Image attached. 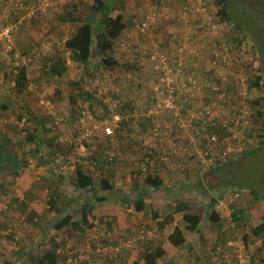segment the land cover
<instances>
[{
	"label": "rangeland",
	"instance_id": "obj_1",
	"mask_svg": "<svg viewBox=\"0 0 264 264\" xmlns=\"http://www.w3.org/2000/svg\"><path fill=\"white\" fill-rule=\"evenodd\" d=\"M94 1L48 0L43 4L42 0H24L27 9L32 6L41 8L30 20H23L24 26L21 25L20 31L14 35L19 43L17 50L26 58L27 55L32 57L27 64L28 82L24 91L19 93L17 87H9V80L6 78L3 80L4 75L0 69V133H9L11 138L14 137V133H18L22 140L24 131L21 129V123L17 131L11 128V124L17 123L20 119L18 118L19 113H25L27 109V113L33 112V118L39 116L43 117L41 119L43 120L51 116L56 120V126L54 120L46 123L47 127L51 125L55 130L54 133H48L46 136L53 138L59 134L60 138L56 141L58 144L54 141V145L60 146L61 149L55 153L57 155L53 158V162L46 165H40L38 158L29 155V166L19 178L12 179L7 175L8 173L3 174L4 176L0 175V264L4 259L14 260L10 264H34L31 256L36 258L45 252L41 246L48 238H54L58 243H61L60 254L65 258L64 264H91L95 258L100 264L101 262L116 264L120 261L130 264L133 261L134 252L136 257L140 255L135 260L139 264L142 261L143 253L149 248L157 247L158 241H162V246L170 245L168 233L163 235L162 231H157L159 220L144 215L138 218L136 212L130 210L133 205L132 202H129V198L137 197V193L134 191L135 182H142L145 172L148 171L143 167L146 166L148 169V164L143 162L139 166L140 170L136 167L135 162L140 161V157L133 161L128 160L129 156L121 158L125 148H128L126 140L128 139L131 146L138 150V155L141 152L140 156L144 158H150L153 155V161L160 159V155L161 161L164 157H167V160L170 159L171 162L177 157L182 161L186 158V166L183 169L187 168L188 170L184 169L178 173L183 177L181 183L191 180L194 182L195 180L196 175H187L191 170L189 164L192 162L186 157L191 154L187 138L190 134L194 135L192 127L194 119L192 120L193 116H191L194 114V109L185 108L176 116V112L164 107L163 101L167 85L160 82L159 74L154 72L157 70L154 67L156 68L160 60H152V56H156L162 51L170 53V56L173 57L170 58L171 61L179 60L182 65L188 67L197 61L194 60V55L209 58L214 54L221 55L223 53V56H226L225 63L222 58L214 57L208 61V64L205 63L206 67L225 70L223 77H226V80L221 78V82L225 85L229 82L227 87L224 86V89L231 87L229 99H235L236 104L241 102L246 105L245 109L248 113L246 124L244 122L240 130L239 128L235 129L234 137L231 138L232 141L227 146L233 148L237 144V148H240V141H245L244 137L254 138L256 133H264V85L256 88H251L249 85L250 81L258 75L262 76L264 83V0H227L232 21L221 19L216 0H102L112 7V17H116L120 13L123 14L127 28L120 37L121 39L119 38L116 42L115 51L112 52V56L119 59V64L113 70H107L102 63H93L87 75L81 67L75 66L70 60L69 52L65 51L64 42L72 35L82 20L93 15L96 16ZM152 13L154 25L151 26L152 22L150 21L148 27L144 29L140 27V23ZM25 14L26 9L21 12L22 16ZM96 18L100 17L96 16ZM94 44L98 45L96 34ZM0 55L8 57L6 64L13 60L10 53L4 52L1 46ZM53 57H63L68 61L69 70L63 77L44 72V65L48 64ZM199 65L203 66L201 62L197 66ZM224 65L227 66L224 67ZM3 87L4 89H2ZM86 91L112 103L119 98L118 95H121L122 98L129 96V99L135 103L136 109L131 110V106H128L129 126L122 127L123 132L115 133L114 131L113 136H109L110 139L107 137L100 139L101 143L95 142L94 139H91L90 142L86 140L84 142L86 144H83L86 145V148L83 149L80 145L83 142V137L82 133H79L80 120L78 118L86 107L91 110L86 100ZM190 95L189 92H183L184 99L190 98ZM71 96L74 98L72 99ZM154 96L158 98L157 102L160 105H157ZM256 99L261 100L259 104L253 103ZM6 101L11 104L7 109H4L2 106ZM47 102L52 103L50 107L45 105ZM195 106L197 107V105ZM238 107L242 108L239 105L235 108ZM93 111H96V114L102 118L99 109L93 108ZM259 111L263 115L259 116ZM29 114L22 116L28 117ZM87 114L93 116L92 120L87 117L88 122L92 125L101 123L95 113L87 111ZM82 116L80 115V117ZM154 117H156L154 122L165 124V127L172 132L158 133L159 135L155 138L150 136L153 135L152 133H136L138 132L136 129L140 130L143 126L150 128ZM149 118L150 120H148ZM109 121L105 119L103 124L97 126L102 128L103 125H114L119 120L114 118L112 123ZM28 123L26 125L30 127L31 122L28 121ZM137 126L139 127L137 128ZM104 135L107 136L106 133H101L102 138ZM149 138L152 139L149 141ZM160 139L163 141L160 142ZM108 140H113L115 148L122 152L118 154L119 158H117L120 162V169L116 168L119 163L115 162L111 173L107 174L108 171L105 168L104 171L97 172L96 175L98 178L107 175L111 180V174L114 176L116 173V177L119 178L116 183H121L119 186L122 188L123 197L128 201L122 200L121 202L120 198H116L118 190H102L98 194L107 197V201L96 206L95 213L98 216V222L94 228L85 233V236L73 229L71 224L62 230H56L55 222L61 216L51 208L48 188L50 189L51 185L54 186V182L62 185L58 178L51 177V168L53 169L59 164L62 170L71 175L73 163L69 164L70 159L75 158L79 163L90 153L87 149L88 143L93 145L92 151L94 152L102 144L103 148L106 147ZM70 145H73L71 151L68 149ZM28 146H18V149H21L20 154L27 152ZM187 147L189 150L185 152ZM259 147L254 152L250 151L252 148L247 150L239 155L237 160L228 161L206 176L198 175L199 180L196 178L194 183L190 182L188 187L180 191H178L179 188L172 187L178 179H169L163 185L165 191L160 190L164 196L162 210L156 208L163 214L165 209L169 212L167 209L169 205L174 208L176 202L188 200L185 203L192 204L191 211H203L206 218L203 227H208L210 230L207 235H212L209 239L206 238V241L209 240V242L216 240L218 243H222V241L236 237L237 234H243L248 231V228L252 230L262 222L261 218L264 215V139L263 144H260ZM46 151L50 153L53 149L49 146ZM65 156L68 157V160H64ZM87 164L92 166L88 161ZM119 172L120 177L118 176ZM2 183L5 184V187L1 186ZM123 183H125L124 186ZM66 189L57 204L64 215L70 213L68 211H71L69 210L71 207L72 210L76 208V205L73 206V204L68 208L69 205L65 199L77 196V192L71 185ZM250 189L255 193H251ZM138 190L140 191L141 188ZM139 191L138 193L141 194ZM235 191L247 193L242 199L227 202V199H233V197L230 198V195ZM257 196L261 198L259 199ZM86 197H91V195L87 194ZM212 198H220L223 201L222 206L216 204L215 207L219 210L220 217L224 221L222 227L213 225L208 219ZM21 199L23 202H20ZM249 199H254L252 204ZM31 203H34L41 215L40 221L35 224L30 221L28 213L23 212L29 206L31 207ZM118 208L123 211L121 215L124 216L123 220L120 217V221H117L119 217L116 219L120 213ZM238 208L244 209L246 213L248 221L246 225L239 224L234 218V210ZM99 219L103 222L100 221V225L97 224ZM128 225L135 227L133 231L128 230ZM249 234L254 241L251 249H253L255 262L253 261L252 264H261L259 260L264 257V250L259 251L258 247L262 240L253 235L251 231ZM148 240L153 241L151 245L146 242ZM111 241L125 247L122 248L121 256L117 260L108 255H96L93 252L96 243ZM123 249L127 250L126 255H123Z\"/></svg>",
	"mask_w": 264,
	"mask_h": 264
},
{
	"label": "trees",
	"instance_id": "obj_2",
	"mask_svg": "<svg viewBox=\"0 0 264 264\" xmlns=\"http://www.w3.org/2000/svg\"><path fill=\"white\" fill-rule=\"evenodd\" d=\"M94 2L96 6V16H99L100 18H96V16L93 15L92 17H88L87 19L82 20V22L77 25V28L72 33V35L64 42L65 51L69 52L70 60H72L75 66L79 68L81 67L83 71L86 72L85 74H87L90 66H92L93 63H102L103 67L107 70H113L115 66L119 64V59L113 57L112 52L115 51L116 42L119 40V38L127 28V23L124 20L123 14L120 13L116 17H112L111 6H108V4L102 0H95ZM216 3L218 6V14L220 15L221 19L232 21L230 12L228 10L227 0H216ZM95 34L98 45L94 44ZM96 55L99 59L96 57ZM214 57H216L215 54L209 58L194 55L193 58H195L194 60L197 61L189 67L187 65H183V73L180 75V80L183 82V84L178 86V89H176L178 100H180V98H184L183 92H189L191 93V97L187 99H190L192 102H200L201 106L211 107L212 110L216 111V115H214L209 121L201 120L198 123L196 122V124H194L193 126L195 128L197 127L198 129H201L203 127L202 130H204L205 132L208 131L207 138L204 137L200 140V135L196 137L195 143H192L190 147L189 152L191 154L186 156L191 160L194 165V171H196L194 172L192 170H189L187 175H196V178L199 177L198 175L206 176L208 173L214 172L222 167L223 164L227 163L228 161L231 162L238 159V156H236L237 154H232L235 152H231L226 156L223 154L227 147V145L224 144V140H226L230 133L228 131V128L223 126L221 120L223 118H230V114L227 110V99H229L228 95L231 93V87L224 89L225 83L223 84V82H221V76H218L216 68H208V66L206 67L205 63L208 64V61H211ZM53 58L50 59L48 64L44 65V72H48L57 77H63L69 70L68 61L63 57ZM7 59V56L1 57L0 55V69L7 77L16 76L17 90L19 93H21L27 87V66H16L13 60H11L9 64H6ZM199 62H201L203 66H197ZM226 66L227 65H224V67ZM5 67L9 69H4ZM156 73L159 74V81L162 82V74L159 68L157 69ZM207 82L210 83L209 86L204 85ZM249 85L251 88L262 87L264 85L262 76H256L254 80L250 81ZM197 87L201 89H198ZM86 92V100L88 101V106L90 105L91 110L87 109L86 107L85 109H83L80 115H83V112L87 113V111H90L91 113H95V116L100 118L102 122L105 121V119H108L110 120V123H112L115 116L118 115L120 117V120L116 124H129V112H127V108L130 105L131 110L136 109L135 103L129 99V96H125L122 98L121 95H118L119 98L112 103L107 102V100H104L103 97H98L97 95L95 96L91 94V92L89 91ZM71 98L73 99L74 96H71ZM154 98L156 99L155 102H157L158 98L155 96ZM260 101L261 100L256 99L253 101V103L259 104ZM10 104L11 103L6 101L5 103H3L2 107L4 109H7ZM113 104L114 107L112 108ZM158 104L159 103L157 102V105ZM222 105L224 107L221 111ZM93 108L99 109L101 111L102 118L96 114V111H93ZM25 111V113H19L18 118L20 119L19 121H17V123L11 124V128L14 131H17L20 128V123H23L21 129L24 131V137L22 140L20 139L18 133H14L13 138L10 137L11 134L9 133H0V175L8 173L7 175L11 176L12 179L21 177L26 168H28L30 160V158H28L29 155L34 158H38L40 165H46L51 161L53 162V158L55 157V155H57L55 153L59 152L58 150L61 149L60 146L54 145V141L56 142L60 138L59 134H56L53 138H50V136H46L48 133H54L55 131L53 127L47 128L46 125L47 122H52L54 120L53 117L48 116L45 119L41 120L43 117L37 116L36 118H33V112H30L28 110L30 112L29 114L27 113V109ZM25 114H29V117L32 119L26 116H22ZM258 115L261 116L263 114L261 111H259ZM219 117L221 120L219 119ZM28 121L31 122L30 127H27L26 125ZM54 125L56 126V120H54ZM112 127H114V125ZM212 135H217L219 139V141L217 142V147H215L214 142H212L210 139ZM56 144L58 143L56 142ZM260 144H263V141ZM26 145L29 149L27 150V152H23L22 154H20L21 149H18V146L25 147ZM111 145L112 142L110 141L109 145H107L106 147H99L92 154L82 158L81 160L83 162L80 160V162L78 163V160H76L75 158H73V160L70 159L69 164L73 163V170L71 171V175H68L65 170H62L59 164H57L58 166H56L55 168H51V177L58 178V181L62 185L60 186L55 182L57 185H51L50 189L48 188L51 198V208L52 210L57 211V213L61 216L55 222L56 230H62L66 226L71 224L73 229H75L79 234L85 236V233L87 231H90L96 226V222H98V216L95 213L96 206L107 201V197L101 196L98 193L102 190H111L112 188L110 176L109 178L107 176L98 178L96 173H101V171H104V168H107L106 171H108L107 174H109L112 172L111 164L118 162L117 158L119 153L116 152L115 156L113 157L108 151L112 149ZM49 146L51 147V149H53V151L47 153L46 149ZM211 147H214L216 151L212 150ZM72 148L73 145H70L68 148L69 151H71ZM259 148L260 147L257 146L255 148H252L250 151L254 152ZM64 158V160H68V157L65 156ZM87 161L94 166V170L91 171V169L88 168ZM94 162H96V165ZM108 165H110V167H108ZM143 169L146 168L144 167ZM147 175L149 176L146 177V181L149 184L156 188L161 187L163 182L159 177H154V175H152L151 173H148ZM69 185H71L75 189V192H77V196L67 197V199H65V202L69 205L68 208H70L72 204L73 206L76 205V208L72 210L71 207L69 209L71 211H68L70 213L64 215L63 213H61L62 210L57 206V204L60 197L64 195L65 191L67 190L66 188ZM1 186L5 187V184L2 183ZM252 192L253 194L255 193L254 190H252ZM87 194L91 195V197H86ZM257 197L259 199L261 198L260 196ZM122 200L128 201L125 200L124 197ZM215 201L216 200L212 198L210 202L211 204L209 206L208 214L209 219L213 221L214 224L222 227L224 221L220 217L221 215L219 214V210H216L213 207ZM135 207L138 211L144 210L146 207L145 199L140 198L136 200ZM186 207L187 206L184 203H181L177 205L176 210L184 211L187 209ZM233 215L235 220H237L239 224L246 225V222H248L246 213L242 208L234 210ZM156 216L157 213L155 214V217ZM204 217L205 215L203 211H200L199 213L195 212L193 214L186 213L185 219L189 224V231L194 232L200 229L199 225ZM29 219L34 224L37 222L33 216ZM261 220L262 222L252 229V234L258 238H261L262 240L261 245L258 247L259 251L264 250V215L262 216ZM97 224L100 225V221ZM202 224L200 226H202ZM104 230L107 231L106 228H104ZM242 235L244 237V240L248 243L249 238H251L250 234L243 233ZM214 242L215 244L218 243V241L216 240H214ZM168 243H170V245H160L154 251H147L143 255L141 263L157 264V259L159 257L163 256L166 253L173 252L177 248L183 247L184 244L187 243V238L181 228H176L174 232L169 234ZM42 247L43 249H45V252H43L41 256L36 258L31 256V260H33L34 264H64L65 258L61 256L59 251V249L61 248V243H58L54 238H48L45 239L41 248ZM259 263L264 264V257L259 260Z\"/></svg>",
	"mask_w": 264,
	"mask_h": 264
},
{
	"label": "crops",
	"instance_id": "obj_3",
	"mask_svg": "<svg viewBox=\"0 0 264 264\" xmlns=\"http://www.w3.org/2000/svg\"><path fill=\"white\" fill-rule=\"evenodd\" d=\"M161 53H164V52L162 51ZM166 54L170 56L169 52L166 53ZM170 58H173V57L170 56ZM84 113H86V112H83V114ZM156 117L153 118V122H151L152 126L150 128H149V126H147V127L143 126V128H141L140 130L136 129V131H138L136 133H152L153 135H150L151 137L152 136L154 138L157 137L159 135L158 133H160L159 131L162 128L165 127V124L162 125L159 122H154ZM142 118H144V117H142ZM160 119H162V118L160 117ZM148 120H150V118ZM100 124H103V122L101 121ZM100 124H94L92 126H97V125H100ZM111 125L113 126V124H111ZM114 125L118 126V127L114 128L115 133H117V131L119 133H121V132L124 131L122 127L126 128V127L129 126V124L123 126V124H121V123H120V125H118L116 123ZM103 126H102V128L97 126L99 129L96 130V137H95V140H94L95 142L101 143L102 140H100V139H104L106 137L110 139L109 136H105V135L103 136V138L101 137V133H104L103 132ZM138 127L139 126H137V128ZM47 128H52V126L49 125ZM81 128L83 129L82 126L80 127V130H81ZM80 130H79V133H80ZM127 132H128V130H127ZM128 137L131 138L130 136H128ZM151 139L152 138H149V141ZM126 140H127V143H128V148L127 149L125 148L124 153H122L121 150H118L117 148H115L116 146L113 143V140H109L108 141V145H109L110 141L112 142V145H111L112 149L108 150L109 153L111 154V156L114 157L116 152H118L119 154L122 153L121 158L122 157L124 158L125 156H129L128 160H132V161L135 160L136 158L140 157L141 158L140 161H135L137 168H139V166L142 165L143 162L148 164V169L145 166L146 170H148V171H147V173L145 172L146 174L144 175L145 177L143 178L142 182L141 183H139V181L135 182L134 191H135V193H137V197H135L134 199H130L129 198V202L130 203L132 202V205H133V207L130 210L136 212L138 218H141L142 215H144V216H151V218L159 220V223L157 224L158 225L157 231H159V232L162 231L163 235H166V233H168V235H169L172 232H174V230L176 228H181L182 231L184 232L186 238H187V243H185L183 247L177 248L173 252L166 253L163 256L159 257L157 259V264H198V263H200V264H232L231 257H229V255L227 256V254H229V252H228V249L226 247V241H222L223 246L216 245V244H219V243L214 244L213 240H211V242H209V240L206 241V238L209 239L210 237H212V235H207L210 229L208 227H203V225H204V223L206 221L205 217L203 218V220L200 223V225L203 223L202 226L199 225L200 229H198V230H196L194 232L193 231H189V229H188V227H189L188 225L189 224L186 222L185 214L186 213L193 214L195 212L191 211L192 210V208H191L192 204L185 203V202H188V200H183L182 199L183 201H180V203L176 202L174 208L173 207L171 208L170 205H169L167 207V209L171 213H169L166 209H165V212L163 214H162V212H160V210H162V207H163V198H164V196L160 192V190H164L163 189L164 183H167L169 181V179H171V180H177L178 179L179 181L177 180V183L174 184L172 187H177V188H179L178 191H180L181 189H184V188L188 187L189 184L194 183L195 180H196V177H195L194 182H192L193 180H191V181H183L181 183V181L183 180V177H182V174L178 175V173L181 170L187 169V168L183 169V167L186 166V164H185L186 163V161H185L186 158L183 159V161H185V162H183L182 160H178V157L176 158L177 160L174 159L173 162L169 161L170 159L167 160V157H164L163 161H161V155H160L159 156L160 159H158L156 157L158 160H154L153 161V155H151L150 158L149 157H145L144 158V157L140 156L142 154V152L139 153L140 155H138V150L131 146V144L129 143L128 139H126ZM88 141L90 142V138L88 139ZM159 141L162 142L163 140L160 139ZM84 142H85V140H83L82 143H84ZM92 147H93V145L91 143L87 144V149L90 152L89 155L93 153ZM82 148H86V145H82ZM101 148H103V144H102ZM78 149H79V147H78ZM84 153H86V152H84ZM109 159H110V157H109ZM94 163L96 165V162H94ZM118 163L119 164L117 165L116 168L119 170L120 169L119 168L120 162H118ZM113 165L114 164L112 163L111 164L112 169H113ZM189 165H190L191 170L194 171L195 169H194V167H192L193 163L189 164ZM87 166H88V168H91L93 165L91 166V165L87 164ZM92 168H93V170L95 169L94 166ZM139 169L141 170V168H139ZM128 172H129V174L131 173L130 169L128 170ZM148 173H151L152 175H154V177L157 176V177H159L162 180L163 184L161 185L160 188H156V187L152 186L151 184H149L146 181V177L149 176V175H147ZM119 174H120V172L118 173V176H119ZM116 176H117L116 173H115L114 176H113V174H111V180H110L111 185H112L111 190H113V191L118 190V194H117L116 198H120V200L122 202V198H123L124 195L122 194L123 193L122 192V188H120V186H119L121 183H116L119 180V178L116 177ZM185 178H186V176H185ZM197 179L199 180L200 178L198 177ZM53 184H54V186L57 185L55 182ZM122 185L124 186L125 183H123ZM139 188H141L140 191L138 190ZM150 189H152V191H150ZM138 191L141 194H139ZM151 193H153V194H151ZM140 198H143L146 201V207L142 211H138L136 209V207H135V201L140 199ZM20 202H23V200L21 199ZM181 203H184L187 206L186 207L187 209L184 210V211H177L176 207H177V205H179ZM22 207H23V205H22ZM156 207L159 208L160 210L157 209ZM118 210H119L120 213H119V216L116 217V219L119 217L117 219V221H120V217L123 220L124 216L121 215V212H123V211H121L119 208H118ZM23 212L28 213V215L30 217L33 216L37 222L40 221V216L41 215H39V211H37V209L35 208L34 203H31V207L29 206L27 208V210H23ZM197 212L199 213L200 211H197ZM156 213H157V216L155 217ZM134 218H135V216H134ZM99 221L102 222L101 219H99ZM133 222H135V220H133ZM211 223L214 225L213 221H211ZM134 228L135 227H132L131 225H128V230L129 231H133ZM226 234H227V232H226ZM231 235H233V234H231ZM111 242H113V241H111ZM146 242L149 245H151L153 241L152 240H148ZM253 242L254 241H252V237L249 238L248 243L246 242L247 245L249 246V248H253V246H252ZM113 243L117 244L116 242H113ZM161 243H162L161 240H160V242L158 241L156 243V245H158L157 247L149 248L147 251L156 250L161 245ZM123 248H125V247H123ZM129 250H132V249H129ZM126 251H125V249H123V255L124 254L126 255ZM147 251H145L143 253V255ZM139 256L140 255H138L136 257L135 256V252H134V256H133L134 258H133V261L130 264H137L135 260H136V258H139ZM141 259H143V257ZM13 261L14 260L4 259L1 264H10V262H13ZM101 264H103V263L101 262ZM139 264H143V263H139Z\"/></svg>",
	"mask_w": 264,
	"mask_h": 264
},
{
	"label": "built area",
	"instance_id": "obj_4",
	"mask_svg": "<svg viewBox=\"0 0 264 264\" xmlns=\"http://www.w3.org/2000/svg\"><path fill=\"white\" fill-rule=\"evenodd\" d=\"M48 0H43L42 3L45 4ZM26 9V14L24 16L21 15V12ZM40 9V7H39ZM37 11V7H29L27 9V6L24 4V0H0V40L3 41L7 47L8 50L14 52V57L17 60L16 61V66H21L22 62H19L20 59V53L17 52L14 48V35L15 33L19 30V27L21 24H23V20L25 19H31L35 12ZM150 21L152 23H150ZM156 21V20H155ZM152 26L154 23V18H153V13L150 16H147L144 21L140 23V27L146 28L148 27V24ZM149 25V26H150ZM154 25V24H153ZM142 29V28H141ZM217 58H222L224 63L226 62V56H223V53L221 55H216ZM153 61H159L160 62L157 64L156 68L161 71V80L162 82L167 85V92L166 96L164 98L163 104L164 107L168 110H173L176 116L179 115V112L184 110L185 108H193L194 114H191L192 120L194 119V124L196 122L198 123L201 120H210L214 115H216V111L212 110L211 107H203L200 105V102L195 103L192 102L190 99H184L180 98L178 100V96L176 95V89H178V85L183 84V82L180 80V75L183 73V65L181 61L175 60L171 61L170 56L167 55L166 53H158L156 56H152ZM25 61V60H24ZM176 62V63H175ZM220 68H216V72L218 76L222 78V80H226V77H223V73L225 71L219 70ZM195 83V82H194ZM227 82L225 87H227L229 84ZM205 86H209L210 83H205ZM198 89H201L197 87ZM232 99H227V104H228V113L230 114L229 119H219L222 121L223 126L228 128L229 135L226 138L224 144H228L229 142L232 141V137H234L233 132L235 129L242 127V124H246V119H247V111L245 109L246 105L243 103L239 102L236 104V102ZM191 101V102H188ZM188 102V104H187ZM47 107L51 106V102L45 103ZM160 105V103L158 104ZM197 105V107L195 106ZM237 105H239L242 108H235ZM224 106L222 105V108ZM234 109V112L232 113V110ZM222 111V109H221ZM232 113V114H231ZM84 120H83V118ZM82 120L80 119V124L82 125L83 129L80 130L82 133L83 139L88 140L89 138L92 139L96 136V130L99 128L97 126H88L87 125V117L89 120L93 119L92 115H88L87 113H84L82 116ZM116 120H120V117L118 115L115 116ZM225 123H224V122ZM106 127V128H105ZM118 127L117 125H112L110 126H103V132L105 128V132L107 136H112L114 133V128ZM203 128V127H202ZM201 129H198L197 127H193V133L194 135H189L187 138L188 141V146L191 147L192 143H195L196 137L200 135V140L208 135V131H204ZM160 133H171L172 131L167 129L166 127L162 128ZM205 135V136H204ZM212 142H214L215 147H217V142L219 141L217 135H212L210 138ZM245 141L242 140L240 141V148H237V144L231 148L230 146H227L223 154L226 156L231 152H237L238 154L236 156H239L243 153H245L247 150L251 148H255L257 146H260V143L263 141V133H256L254 135V138L252 137H244ZM203 142V141H202ZM84 143H80V145H83ZM84 149V148H83ZM212 150L216 151L214 147H211ZM189 150V147L185 149V152ZM144 168V167H143ZM242 194L240 192L234 193L231 198L233 197L232 200L237 199L241 197ZM223 205V201H220L219 206ZM1 210V208H0ZM103 236V235H101ZM220 246H223V243L219 242ZM226 247L228 249L229 257L232 259V264H252V258H253V249H250L248 245L246 244L243 235H238L236 238L229 239L226 241ZM122 245L120 244H114L112 242H102L99 244L94 245L93 252L96 253V255L100 254H105L108 255L114 259H118L119 256H121L122 253ZM61 249V248H60ZM59 249V251H60ZM100 264L98 260L95 258L91 264ZM116 264H125L120 262H117Z\"/></svg>",
	"mask_w": 264,
	"mask_h": 264
},
{
	"label": "clouds",
	"instance_id": "obj_5",
	"mask_svg": "<svg viewBox=\"0 0 264 264\" xmlns=\"http://www.w3.org/2000/svg\"><path fill=\"white\" fill-rule=\"evenodd\" d=\"M43 1V0H42ZM41 9V8H40ZM37 10H39V7L37 8ZM23 24H24V22H23ZM23 24H21V25H23ZM21 25H20V27H21ZM24 26V25H23ZM20 27H19V30L17 31V32H19L20 31ZM4 45V46H3ZM19 45V43L16 41V37L14 36V48H15V50L17 51V52H19L18 50H17V46ZM0 46L2 47V49H3V51L4 52H7V53H10V55L12 56V58H13V61L15 62V64H16V59H15V57H14V52L13 51H10V50H8L7 49V47H6V45H5V43L3 42V41H1L0 40ZM20 53V52H19ZM20 59H19V62H22L23 61V63H21V65H23V67H25V66H27V64H28V62L31 60V58L32 57H29L28 55H27V58L25 57V56H23L21 53H20ZM25 60V61H24ZM11 61V60H10ZM5 69H9V68H5ZM3 80L6 78L7 80H9L10 81V83H9V87H13V88H16L17 87V79H16V76H9L8 78H7V76H5V74H4V72H3ZM2 83H4V81H2ZM2 89H4V87L2 88ZM81 119V117L78 119V120H80ZM21 125H23V123H21ZM87 125L88 126H92V124H90L88 121H87ZM79 126L81 127L82 125L79 123ZM78 126V127H79ZM81 133V132H80ZM96 137V136H95ZM95 137L94 138H92V139H94L95 140ZM263 139H264V137H263ZM83 140H85L86 141V139H83ZM91 140V139H90ZM88 141V140H87ZM250 191H251V193H252V190L250 189ZM237 192H240L241 194H242V196L241 197H239V198H237V199H234V200H229V199H227V202H234L235 200H238V199H242L245 195H246V193L247 192H243V191H235L234 193H237ZM234 193H231V195H230V198H231V196L234 194ZM245 199H248V197H245ZM216 201L214 202V205H213V207L215 208L216 207V204H219L220 203V198H217V199H215ZM250 200V204H252L253 203V201H254V199H249ZM217 202V203H216ZM217 210V209H216ZM246 230H247V228H246ZM251 231V233H252V230H250V228H248V231H245L244 233H249ZM239 234H237V236H238ZM242 235V234H241ZM236 236V237H237ZM236 237H232L231 239H233V238H236ZM229 240V239H228ZM227 241V240H226ZM246 242V241H245ZM247 244V243H246ZM249 247V246H248ZM251 249V248H250ZM254 258V257H253ZM253 258H252V263H253Z\"/></svg>",
	"mask_w": 264,
	"mask_h": 264
}]
</instances>
